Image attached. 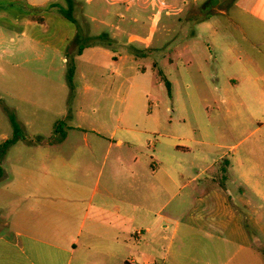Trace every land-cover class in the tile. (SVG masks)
I'll return each instance as SVG.
<instances>
[{
    "label": "rangeland",
    "instance_id": "374dc122",
    "mask_svg": "<svg viewBox=\"0 0 264 264\" xmlns=\"http://www.w3.org/2000/svg\"><path fill=\"white\" fill-rule=\"evenodd\" d=\"M130 1L131 5L129 0H73L70 7L66 0H55L59 12L68 11L76 20L79 34L75 44L54 55L52 49L43 53L0 21V144L14 136L11 116L25 137L9 148L2 161L11 175L18 169H62L73 183L90 184L100 173L105 184L134 183L138 196L141 180H132L131 170L142 173L151 168L154 172V164L159 163L151 159L155 151L174 154L186 169L194 167L190 176L186 172L180 178L181 186L198 174V166H208L212 160H217L216 166L202 179L222 169L224 159L218 160L225 152L228 158L239 153L255 160V147L260 146L256 140L264 137V131H252L264 122V109L257 107L254 96L240 92H256L253 81H238L234 99L257 107L254 114L247 111L242 117L235 113L225 120L248 121L250 127L243 135L223 143L198 134L206 117L196 111L225 105V78L232 76L233 69L210 58L196 12L204 0ZM50 24L51 30L55 24L56 29L69 31L61 21ZM47 32L42 29L35 35L46 39ZM102 34L107 38L100 41L110 44L105 46L110 58L94 59L90 52L81 58L74 55ZM120 56L122 60L117 61L115 57ZM70 67L74 68L71 81ZM160 72L171 82V94ZM156 115L159 120L155 121ZM61 120L64 126L56 131ZM134 130L141 133V143L135 148L127 143ZM198 138L207 144L194 143ZM121 139L123 145L118 144ZM134 153L142 154V160L134 163ZM224 176L235 196L241 185L247 198L260 201L237 174L221 171L219 177ZM189 189L183 188L181 196ZM167 200L170 209L180 197L168 195ZM136 215L139 225L143 210ZM148 251L144 247L136 251L137 264H142L140 253Z\"/></svg>",
    "mask_w": 264,
    "mask_h": 264
},
{
    "label": "crops",
    "instance_id": "0c3cea01",
    "mask_svg": "<svg viewBox=\"0 0 264 264\" xmlns=\"http://www.w3.org/2000/svg\"><path fill=\"white\" fill-rule=\"evenodd\" d=\"M56 4L55 0H0V21L43 53L52 49L54 55L73 44L79 34L66 6L59 4L66 11L59 12ZM197 7L210 58L233 67L232 76L225 78V105L196 111L206 117L198 134L202 139L212 136L228 143L243 135L250 123L225 120L235 113L243 117L247 111L254 114L257 107L264 109V0H204ZM56 20L68 33L55 24L50 29ZM42 29L48 31L46 39L35 35ZM77 51L78 58L87 52L94 59L111 57L101 44L85 48L81 55ZM122 58L115 57L117 61ZM240 80L256 83V92L240 90L245 96H254L255 109L235 102L234 85ZM154 118L159 120V115ZM260 125L252 132L264 131V122ZM140 139V131L134 130L127 143L135 148ZM193 141L207 144L199 138ZM256 143L260 146L255 147V160L239 153L228 158L225 152L218 160L224 159L222 169L202 179L217 160L198 166V174L185 186L179 180L186 172L190 176L194 167L186 169L174 154L155 151L151 159L159 163L154 164V172L151 168L142 173L131 170L130 178L141 180L138 196L134 183L105 184L100 173L88 184L73 183L62 169H18L12 175L4 169L0 264H137L133 255L142 247L149 250L140 253L142 264H264V137ZM133 155L134 163L142 160V154ZM221 171L237 174L260 201L247 198L241 185L235 196L228 178L219 177ZM185 187L190 189L181 196ZM168 195L180 197L170 209ZM137 210H143L139 225Z\"/></svg>",
    "mask_w": 264,
    "mask_h": 264
},
{
    "label": "trees",
    "instance_id": "16d2710c",
    "mask_svg": "<svg viewBox=\"0 0 264 264\" xmlns=\"http://www.w3.org/2000/svg\"><path fill=\"white\" fill-rule=\"evenodd\" d=\"M68 3H69V6L72 7L73 6V0H66ZM70 18V17H69ZM107 36L105 34H102L98 37V39L96 41H93L87 45H82L78 48V51H77V55H81L83 50L89 46H92V45H98V44H101V45H107V46H110V44H105L104 42L100 41L102 39H106ZM73 73H74V68L73 67H70L69 68V74H70V81H71V78L73 76ZM160 75L162 76V78L164 79L165 83H166V86L168 88V91H169V94H171V89H172V85H171V82L167 79V77L164 75L163 72H160ZM11 121H12V124L14 126V136L13 138L11 139H8L5 143L1 144L0 145V180L4 177L5 175V170L4 168L1 166V163L3 161V159L5 158L9 148L16 144L18 141H21V140H25V137H23V135L21 134L20 130H19V127H18V123L16 121V118L14 116H11ZM64 126V121H59L56 125V131H59L63 128Z\"/></svg>",
    "mask_w": 264,
    "mask_h": 264
}]
</instances>
